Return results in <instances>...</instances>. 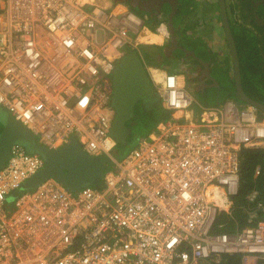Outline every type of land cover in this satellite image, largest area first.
I'll return each mask as SVG.
<instances>
[{
  "label": "built area",
  "instance_id": "built-area-1",
  "mask_svg": "<svg viewBox=\"0 0 264 264\" xmlns=\"http://www.w3.org/2000/svg\"><path fill=\"white\" fill-rule=\"evenodd\" d=\"M120 5L0 0V105L42 145L74 136L107 166L99 185L72 190L47 176L20 189L44 158L14 141L0 167V264H229L235 255L264 264L256 188L246 196V223L219 230L238 191L240 149L264 148L256 106L202 104L180 74L159 70L150 77L170 116L116 156L112 72L144 25Z\"/></svg>",
  "mask_w": 264,
  "mask_h": 264
},
{
  "label": "water",
  "instance_id": "water-1",
  "mask_svg": "<svg viewBox=\"0 0 264 264\" xmlns=\"http://www.w3.org/2000/svg\"><path fill=\"white\" fill-rule=\"evenodd\" d=\"M221 25L227 42L231 59V68L234 80V92L240 100L253 104L258 109V118H264V103L251 98L244 90L241 81L240 60L238 50L229 22L226 0H218ZM173 13L169 15L168 25L170 40L176 48H181L186 54L197 58L204 66V71L212 79L209 71V63L196 56L195 52L178 44L172 22ZM215 80V79H214ZM112 96L111 103L114 107V116L110 127V135L116 143H126L130 129L126 126V120L133 115L135 106L139 103L145 106L151 105L154 100H159V94L151 81L148 68L138 52L126 51L120 55L112 72ZM219 87L217 80L209 87ZM4 114L0 116L3 128L0 131V167L4 164L11 144L20 140L28 148L39 151L44 158V166L29 178L20 189L35 187L47 176H53L60 180L69 189H76L84 184H91L101 178L104 173L105 161L97 155L86 153L78 144L74 136L70 141L57 148H48L35 142V135L23 122L15 118L10 111L0 105ZM18 190L10 193L7 200L11 201Z\"/></svg>",
  "mask_w": 264,
  "mask_h": 264
},
{
  "label": "trees",
  "instance_id": "trees-1",
  "mask_svg": "<svg viewBox=\"0 0 264 264\" xmlns=\"http://www.w3.org/2000/svg\"><path fill=\"white\" fill-rule=\"evenodd\" d=\"M190 0H180L178 9L176 11L175 25L178 24L181 18L190 11ZM227 8L228 17L231 16L232 22L235 27L233 31L232 22H229L235 38L239 60L242 86L245 92L253 99L264 103V41L256 34L251 32L250 28L244 27L237 20L234 3L230 0ZM134 13L144 19V25L148 26L151 30L155 31L157 25L160 23L158 17L145 18L143 12L135 7H129ZM196 25V22L186 21L179 29L180 40L178 42L186 48L194 50L196 56L205 61H210V69L218 68L222 73V80L228 85H219L224 89L222 93H215L214 102L207 105H215L226 98H234L240 100L234 92V80L232 68L230 65V55H227L222 60H217L216 53L213 52L208 46L207 42L200 36L192 38L188 30H191ZM178 32V31H177ZM226 41V40H225ZM164 45H148L144 43L138 46H130L127 51L138 52L143 58L144 62L161 67L162 64L171 63L174 58L179 60L185 57V51L181 48H174L172 51V58H168L163 52ZM149 47H155L153 51H149ZM174 56V58H173ZM157 57H162L163 63L158 62ZM177 59V60H178ZM187 59L191 62L198 63L199 60L192 55H187ZM225 61V62H224ZM224 62V67L221 64ZM212 64V66H211ZM212 73V72H211ZM218 81V80H217ZM206 91V90H205ZM202 103V102H201ZM170 116V110L163 106L161 99L154 100L151 105L141 106L139 103L135 106L133 115L126 120V126L130 129V134L127 136L129 139H138L140 136L149 133L153 128L162 125V123ZM36 142L38 137L35 139ZM135 141V140H134ZM120 144V143H116ZM124 155V154H123ZM117 156V155H116ZM259 167V173L254 175L255 168ZM239 185L238 191L231 194L229 197L232 200L230 214L226 212L221 213L223 221L227 222L219 230L231 231L235 227V223L240 226L246 223V214L243 210L247 204L246 196L253 189L256 188L257 200L264 203V148H247L242 147L239 151ZM107 169V166L104 170ZM97 185V184H96ZM264 219V214L259 211L256 219ZM231 258L229 264H239V256L235 255Z\"/></svg>",
  "mask_w": 264,
  "mask_h": 264
},
{
  "label": "crops",
  "instance_id": "crops-1",
  "mask_svg": "<svg viewBox=\"0 0 264 264\" xmlns=\"http://www.w3.org/2000/svg\"><path fill=\"white\" fill-rule=\"evenodd\" d=\"M215 1L217 2V5H215ZM98 3H100L99 1H96ZM121 4H123V1H120ZM172 2L174 3L173 5L175 6L174 10H170L169 6H166L164 9H162L157 15H154L153 17H158L159 20H160V23L157 25V28L160 27V26H164L165 27V33H164V36L162 38V41L161 42H140V41H136L137 42V45L139 43H144V44H148V45H163L166 43V41L168 40L169 36H170V33H169V25H168V18H169V15L171 13H173V19H172V22H173V25H174V28L176 27H181L182 25H184V23L186 21H193V22H196V25L194 28H192L191 30H188L187 32L190 33V35L193 37L195 36H200L203 38L204 41L207 42L208 46L210 47V49L213 51V52H216V47L218 44H215L213 40H215L214 38H211L207 33L206 31L203 32L201 30L202 28V22L203 20H206V18H210L211 21H212V25H209L207 24V26H209L210 28H212L213 30V34L214 36L218 39V42H221L225 40V36H224V31H223V28H222V25H220V22L217 21V14H219V8H218V0H191V3L189 4V9L190 11L187 12V14H185L183 17L181 16L180 20L178 22V24H174L175 22V18H176V11L178 9V5L180 3V0H172ZM230 0H226V7L228 8V4ZM101 4V3H100ZM117 3H114V5H116ZM173 8V6H172ZM144 17V16H143ZM152 17V18H153ZM151 18V17H150ZM207 21V20H206ZM219 25V27H217ZM146 25H143L142 27H144ZM221 27V28H220ZM146 28H148L149 30H151L148 26H146ZM156 28V29H157ZM155 29V30H156ZM208 30H211V29H208ZM153 31V30H151ZM211 32V31H210ZM176 37H177V40L180 38V33H179V30L178 32L175 34ZM217 43V42H216ZM221 45V44H219ZM155 47H149V51H153L155 50L154 49ZM176 48V47H175ZM163 49H166L168 50L167 53H165V55L168 56V58H172V51L173 50H170L167 46H163ZM170 50V52H169ZM170 53V54H169ZM217 56V55H216ZM227 56L226 55H223L221 58L220 57H217V60H222L223 58H225ZM174 58V56H173ZM157 61L158 62H161L163 63V60H162V57H157ZM178 58H174V60L169 63V64H162L161 67H158L156 65H152V64H149L147 62H145L147 68H148V72L150 74H156L159 70L161 71H173V72H177L178 74L182 71L181 69L184 68L186 69L187 66L189 65V62L187 63V56H185L182 59H178ZM190 61V59H188ZM209 63V61H208ZM231 65V63H230ZM212 66V65H211ZM232 66V65H231ZM151 69H155L157 70L156 73H152L151 72ZM209 71L211 72V69H210V63H209ZM181 74V73H180ZM204 74L205 76L206 73L204 71ZM200 75V74H199ZM180 76V75H179ZM201 76V75H200ZM195 77V76H194ZM193 77V78H194ZM203 77V76H202ZM200 77V78H202ZM193 78L189 77L187 83H184V81L182 80L181 76H180V83H182V85L184 86H187L189 89H191L194 93V81H193ZM194 80H196V78H194ZM192 84V85H191ZM195 96V95H194ZM35 139H36V136H35ZM22 142V141H21ZM36 142V140H35ZM37 144H41L39 142V139L37 140L36 142ZM27 149L31 150V151H37V150H34V149H30L27 147V145L25 143H23ZM39 152V151H37ZM123 156V155H122ZM121 156V157H122ZM103 157V156H102ZM101 157V158H102ZM106 167V166H105Z\"/></svg>",
  "mask_w": 264,
  "mask_h": 264
},
{
  "label": "flooded vegetation",
  "instance_id": "flooded-vegetation-1",
  "mask_svg": "<svg viewBox=\"0 0 264 264\" xmlns=\"http://www.w3.org/2000/svg\"><path fill=\"white\" fill-rule=\"evenodd\" d=\"M122 1L128 7H135L136 9L142 11L143 16L145 18H150V17H153L154 15H157L166 6H169L170 10L171 9L174 10L175 8L172 0H122ZM231 1L232 3H234L238 22L241 23L244 27L250 28L251 32L256 34L259 38H262V40L264 41V0H231ZM180 28L181 27L179 26L174 28V33L176 34ZM168 42H169V49L173 50L175 46L173 42L170 40V36L168 38ZM178 44L181 47H184L179 42ZM186 49L194 51L191 48H186ZM163 52L165 54L168 52V50L163 49ZM187 55L189 56L191 54L185 53V56ZM193 63H194L193 68L195 67L198 68L199 74L201 75L200 77L203 76L201 78V81L194 80L193 78L194 93H199V94L205 93L206 88H208L209 85L213 84L216 79L212 76L211 72L210 73H211L212 79L205 76L204 66L201 63V61H199L198 63H195V62ZM146 105L148 104L146 103L145 106Z\"/></svg>",
  "mask_w": 264,
  "mask_h": 264
},
{
  "label": "rangeland",
  "instance_id": "rangeland-1",
  "mask_svg": "<svg viewBox=\"0 0 264 264\" xmlns=\"http://www.w3.org/2000/svg\"><path fill=\"white\" fill-rule=\"evenodd\" d=\"M120 1H122V0H113V3H117V7H120L121 6L120 5L121 4ZM215 5H217V2L216 1H215ZM229 18H230V21L232 22L231 16H229ZM206 20H203V22L201 23L202 24L201 30L203 32L206 31V33L211 38H214L215 39V40H213L214 43L215 44H218L217 47H216V52H215L216 55H217V57H220L221 58L223 55H226V54L229 55V50H228L227 42L225 40L224 41L221 40V42H218V39L216 38L217 36L216 37L214 36L212 28H210L209 26H207V24L212 25L211 19L210 18H206ZM217 21L220 22V25H221V19H220V15L219 14H217ZM231 24H233V22ZM217 27H219V25ZM232 28H233V31L235 32L234 24L232 25ZM208 29H211V30H208ZM219 44H221V45H219ZM165 46H167L169 48V42H168V40L166 41ZM186 62L187 63L189 62V65L187 66L186 69L182 68L181 69L182 71L180 72L181 74L179 73L180 76H181V78H182V80L184 81V83H187L189 77L193 78L194 76H195L194 78H196L197 81H201V78H200V75H199V69L196 68V67L193 68V66H194L193 64L194 63L191 62V61H189L188 59H187ZM224 62L221 64L222 67H224ZM229 62L231 63V60ZM211 72H212V76L216 80H218L217 81L218 83L220 81L221 84L228 85L225 82V80H222V78H221L222 77V73L220 71V66L217 69L212 67ZM222 86L219 85V87H216V86L208 87V88H206L205 93H202V94L194 93L195 98L199 102H202V104H211L212 102H214L215 93L218 94L219 91H220V93H222V90L224 89ZM3 114H4V111L2 109H0V116H2ZM3 126H4L3 125V122L0 121V131L2 130ZM36 138H37V136H36ZM136 142H137L136 139H129L126 143H123V144H121V143L120 144H115L114 149L116 150L117 157L120 158L123 154H125L127 151H129L131 148H133V146L135 145ZM102 180L103 179L98 178L92 184L93 185H96V184L99 185ZM13 207H14V201H7L5 203V209H6L7 212H10L13 209Z\"/></svg>",
  "mask_w": 264,
  "mask_h": 264
},
{
  "label": "bare ground",
  "instance_id": "bare-ground-1",
  "mask_svg": "<svg viewBox=\"0 0 264 264\" xmlns=\"http://www.w3.org/2000/svg\"><path fill=\"white\" fill-rule=\"evenodd\" d=\"M91 1H99L104 6H111L113 4V0H91ZM123 10V7H115L114 12H118ZM157 28V27H156ZM165 33V27L160 26L155 31H151L146 26L141 27L138 34L136 35V40L140 42H161ZM152 73H156L157 70L151 69Z\"/></svg>",
  "mask_w": 264,
  "mask_h": 264
}]
</instances>
